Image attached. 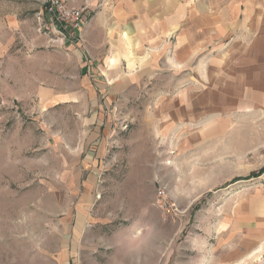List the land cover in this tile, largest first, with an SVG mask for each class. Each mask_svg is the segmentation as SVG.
Instances as JSON below:
<instances>
[{
  "label": "rangeland",
  "instance_id": "obj_1",
  "mask_svg": "<svg viewBox=\"0 0 264 264\" xmlns=\"http://www.w3.org/2000/svg\"><path fill=\"white\" fill-rule=\"evenodd\" d=\"M78 1L60 44L51 0H0V264H264V125L229 105L264 25L205 36L201 0H143L106 31L126 59L97 32L121 3ZM57 88L72 102L45 101Z\"/></svg>",
  "mask_w": 264,
  "mask_h": 264
},
{
  "label": "crops",
  "instance_id": "obj_2",
  "mask_svg": "<svg viewBox=\"0 0 264 264\" xmlns=\"http://www.w3.org/2000/svg\"><path fill=\"white\" fill-rule=\"evenodd\" d=\"M152 1L154 3V6H159V7L161 6L160 0H148L149 3H151ZM79 2L80 1H78L77 3L80 5L77 6L79 7L87 6V3H79ZM120 3H121V8H119L117 12H115V9L113 11H110L111 10L110 7H106L105 9L99 11V13L97 14V19L99 18L101 19L100 22L102 23L100 26L103 25L104 27L98 28L97 32H99V38L101 39L100 43H102V38H103V44L100 45L101 48L104 47L107 50H115L118 47L120 48L122 47L124 57L126 59L127 58L129 59L130 56L129 54L130 51L132 50V46L129 43L122 41L120 45L115 44L114 47L111 46V48L107 43L109 40L107 38V33L111 31L112 29L111 27L115 26V24L123 25V22L118 21V19L114 21L110 19L112 17L113 18L122 17L120 11H124V10H127L128 12L131 11L132 14H134L136 17L139 16V18H141L142 15L145 14L144 13L145 2L143 0H117V4ZM117 4H116V8L118 6ZM172 4H173L172 1L166 2L165 7L167 8L165 9V11L171 13L173 11V8L171 9ZM88 8L89 7L87 6V9ZM192 8L197 13H200L202 16L201 26L204 29L205 36H207L208 29L210 30V35H211L212 30L216 27H218L220 32L221 31L224 32L226 30L224 27H228V28L233 27L234 29H236L237 26L239 25L241 26L253 25L252 27H254V25H264V0H201V2L195 4L194 6H192ZM188 11L189 8L187 9V12ZM193 25L195 26L194 23ZM261 28L262 31L259 35L252 34V39L256 38L258 42L259 41L262 42V45H260L261 43L259 42L260 44H256V46L252 47L250 51L251 54L254 55L255 57V59L251 60V63L254 65L252 68L254 71H252V69H249L248 72L251 70L252 72L250 73L251 74L255 73V76L254 78L248 77V80L246 81V84L244 86L246 88L242 89L240 96L238 98H235V100L233 99L234 101L231 99L232 102L229 105L234 107L237 106L235 107L234 110L240 108L241 113L245 114L249 120L256 119L264 125V27L262 26ZM110 40H114L112 38V35H110ZM257 45L260 46L257 47ZM57 52L59 53L60 61L65 62L66 71L68 70V66H69L68 61L71 59L75 60V62L77 63L76 66L77 76L75 77L74 80L80 82L81 79L80 76H78V74L85 73V66H86V63L84 62V58H86V55H83L84 52L82 51V49L76 46H71L62 50H58ZM106 57L107 59H109L110 54L108 53ZM98 59L101 58L93 57L91 60L93 62L90 61V64H93L95 66L98 65V63L96 62ZM251 63H249V65ZM46 66H50V65L47 64ZM57 77H59V80L50 84H54L57 86V84L64 83L63 80H66L67 82L70 80L68 73H66L65 75L63 74V69L61 72L58 73ZM57 90L58 91L53 96L47 97L45 101H49V102L51 101L56 105L60 104L61 102L65 104L72 102V96L70 92H68L67 95L65 94L64 91H61V89L57 88ZM79 96L81 97L82 93H79ZM230 112H233V109H231ZM106 129L108 128L105 127L104 129L103 127L100 126L95 130V132L103 131V136L107 138L108 135L106 134L105 131Z\"/></svg>",
  "mask_w": 264,
  "mask_h": 264
},
{
  "label": "built area",
  "instance_id": "obj_3",
  "mask_svg": "<svg viewBox=\"0 0 264 264\" xmlns=\"http://www.w3.org/2000/svg\"><path fill=\"white\" fill-rule=\"evenodd\" d=\"M67 2L68 0H51L45 9L48 15L55 18L52 19L53 22H57L61 28L64 29V31H62L60 28V32L57 31L63 35V38L58 40L60 44H64L66 38L75 35V32L81 30L84 19L83 16L87 9V6L80 8L71 7ZM71 31L74 34L69 36L65 35V32L69 34ZM260 179H264V173L260 176Z\"/></svg>",
  "mask_w": 264,
  "mask_h": 264
}]
</instances>
